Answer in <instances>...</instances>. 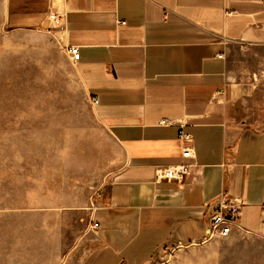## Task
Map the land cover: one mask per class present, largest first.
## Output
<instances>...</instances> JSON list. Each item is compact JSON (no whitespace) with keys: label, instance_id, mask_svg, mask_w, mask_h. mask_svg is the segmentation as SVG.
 Returning <instances> with one entry per match:
<instances>
[{"label":"crops","instance_id":"obj_1","mask_svg":"<svg viewBox=\"0 0 264 264\" xmlns=\"http://www.w3.org/2000/svg\"><path fill=\"white\" fill-rule=\"evenodd\" d=\"M3 2L7 26L49 34L97 99L109 151L90 193L23 183L0 217V264H219L222 241L264 239V0ZM179 129L192 137L190 174L158 180L183 161ZM232 198L236 225L205 239Z\"/></svg>","mask_w":264,"mask_h":264},{"label":"rangeland","instance_id":"obj_2","mask_svg":"<svg viewBox=\"0 0 264 264\" xmlns=\"http://www.w3.org/2000/svg\"><path fill=\"white\" fill-rule=\"evenodd\" d=\"M4 9L0 0L1 218L22 202L23 183L35 179L94 191L109 151L92 105L54 39L36 29L8 27ZM255 102L264 119V99ZM219 246V264H264V239H228Z\"/></svg>","mask_w":264,"mask_h":264},{"label":"built area","instance_id":"obj_3","mask_svg":"<svg viewBox=\"0 0 264 264\" xmlns=\"http://www.w3.org/2000/svg\"><path fill=\"white\" fill-rule=\"evenodd\" d=\"M55 26H60L61 15L58 13L49 14ZM67 53L72 61L78 59L79 53L76 47H68ZM91 105L97 103L95 97L90 98ZM166 121H161L165 123ZM177 139L182 144L181 163L159 167L156 173V179L173 181L175 183H182L185 177L190 174L192 164L190 160L193 157L192 153V137L189 133L182 129L177 132ZM240 212V202L237 199H227L216 204L211 215L209 216L208 226L205 230V239H209L218 235L224 236L231 232L232 228L236 225ZM95 226V225H93Z\"/></svg>","mask_w":264,"mask_h":264},{"label":"bare ground","instance_id":"obj_4","mask_svg":"<svg viewBox=\"0 0 264 264\" xmlns=\"http://www.w3.org/2000/svg\"><path fill=\"white\" fill-rule=\"evenodd\" d=\"M53 13V12H52Z\"/></svg>","mask_w":264,"mask_h":264}]
</instances>
